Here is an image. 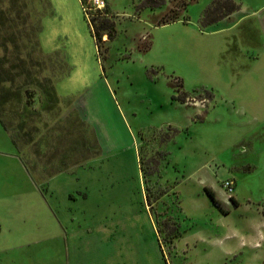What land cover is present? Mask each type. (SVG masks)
<instances>
[{"label": "rangeland", "instance_id": "374dc122", "mask_svg": "<svg viewBox=\"0 0 264 264\" xmlns=\"http://www.w3.org/2000/svg\"><path fill=\"white\" fill-rule=\"evenodd\" d=\"M217 1L0 0L2 126L40 175L97 153L98 127L130 146L112 156L120 166L78 167L68 186L136 210L132 264H264V111L249 106L264 92L238 81L236 35L208 33L247 3L206 23L225 14Z\"/></svg>", "mask_w": 264, "mask_h": 264}, {"label": "crops", "instance_id": "0c3cea01", "mask_svg": "<svg viewBox=\"0 0 264 264\" xmlns=\"http://www.w3.org/2000/svg\"><path fill=\"white\" fill-rule=\"evenodd\" d=\"M221 1L226 8L225 14H215L206 19V23H218L226 14L238 9L234 0ZM244 1L247 3L245 13H239L208 33L232 31L236 35L233 44H238L241 56L238 81H243L250 89L254 88L257 95L264 92V13L257 14L264 8V0ZM254 10L256 15H250L249 12ZM235 23L242 24L239 32L234 31ZM249 23L253 27L250 28ZM256 97L255 101L251 99L248 103L250 108L264 111L263 98L259 94ZM84 107L87 117L96 115V110L89 104H84ZM98 132L101 144L94 148L97 153L79 160L71 170L40 175L29 173L22 156L0 123V264H39L43 258L48 260V264L133 263L125 255L124 244L134 239V229L130 232V228L134 227L136 210L121 214L112 208H103L100 201H94L93 205L90 202V205L92 198L85 184L75 190L68 186L70 173H76L78 167L99 169L109 161L111 166H120L119 160L111 158L130 146L120 144L117 137L112 133H103L100 127ZM95 198L101 200L102 193L96 191ZM148 214L150 212H147V217L151 228V215L149 217ZM126 215L129 216L127 220L131 216L132 226L125 223ZM127 251L130 252V249ZM40 256L43 258L39 259Z\"/></svg>", "mask_w": 264, "mask_h": 264}, {"label": "trees", "instance_id": "16d2710c", "mask_svg": "<svg viewBox=\"0 0 264 264\" xmlns=\"http://www.w3.org/2000/svg\"><path fill=\"white\" fill-rule=\"evenodd\" d=\"M218 2V1H217ZM218 4H222V2H218ZM172 20V19H171ZM107 35H109V34H107ZM46 82H47V80H45ZM42 91L44 92V93H48L49 91H50V93H52L53 94V89L51 88V85L49 84V82H48V85H44L43 87H42ZM172 99H179L180 101H183V97H176V96H174V95H171L170 96ZM0 123H1V121H0ZM1 125H2V123H1ZM205 188V190H206V192H207V194L212 198V199H214V196H213V193H212V191L208 188V187H204ZM158 196V195H157ZM157 196L155 197V198H157ZM166 220H164L163 221V223L164 224H166ZM168 231H170V237H173V236H176V235H178V231H177V228H176V225H175V223L174 222H171V224H170V226H169V228H168Z\"/></svg>", "mask_w": 264, "mask_h": 264}, {"label": "built area", "instance_id": "2783aa9c", "mask_svg": "<svg viewBox=\"0 0 264 264\" xmlns=\"http://www.w3.org/2000/svg\"><path fill=\"white\" fill-rule=\"evenodd\" d=\"M233 181L230 179H225L222 181V186L224 187L225 191L229 194L233 189Z\"/></svg>", "mask_w": 264, "mask_h": 264}]
</instances>
